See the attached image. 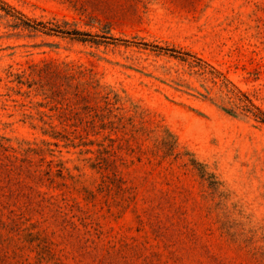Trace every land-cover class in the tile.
Wrapping results in <instances>:
<instances>
[{
  "label": "rangeland",
  "instance_id": "rangeland-1",
  "mask_svg": "<svg viewBox=\"0 0 264 264\" xmlns=\"http://www.w3.org/2000/svg\"><path fill=\"white\" fill-rule=\"evenodd\" d=\"M0 142L81 208L0 224V264H264V0H0Z\"/></svg>",
  "mask_w": 264,
  "mask_h": 264
},
{
  "label": "trees",
  "instance_id": "trees-1",
  "mask_svg": "<svg viewBox=\"0 0 264 264\" xmlns=\"http://www.w3.org/2000/svg\"><path fill=\"white\" fill-rule=\"evenodd\" d=\"M75 34L79 33L75 32ZM54 132L52 134L56 135L53 136L61 134L58 131ZM156 145L163 157L172 154L189 156L187 151L175 152L176 140L167 129L161 130ZM51 152V149L44 144L37 146L25 143L14 147L0 142V224L11 228L17 227L21 231L20 227L24 223L34 224L30 222L33 215L40 214L42 217L45 209L56 215L59 213L65 215L73 208L81 211L77 202L52 191L55 186V176L62 177L63 168L55 165L53 159H46L45 154L53 156ZM187 162L204 178L213 176L206 171L205 165L196 161L193 156L187 157ZM215 184V181L210 180L211 186ZM83 218L85 220L87 217ZM46 219L43 217V220Z\"/></svg>",
  "mask_w": 264,
  "mask_h": 264
}]
</instances>
